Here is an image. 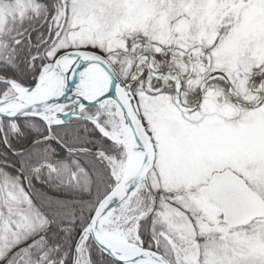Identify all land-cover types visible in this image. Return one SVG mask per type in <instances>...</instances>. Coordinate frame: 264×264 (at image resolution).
Wrapping results in <instances>:
<instances>
[{
    "label": "snow or ice",
    "instance_id": "obj_1",
    "mask_svg": "<svg viewBox=\"0 0 264 264\" xmlns=\"http://www.w3.org/2000/svg\"><path fill=\"white\" fill-rule=\"evenodd\" d=\"M0 264H264V0H0Z\"/></svg>",
    "mask_w": 264,
    "mask_h": 264
}]
</instances>
